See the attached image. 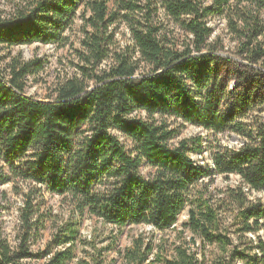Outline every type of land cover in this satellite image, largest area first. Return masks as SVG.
Here are the masks:
<instances>
[{
    "label": "trees",
    "instance_id": "1",
    "mask_svg": "<svg viewBox=\"0 0 264 264\" xmlns=\"http://www.w3.org/2000/svg\"><path fill=\"white\" fill-rule=\"evenodd\" d=\"M8 4L9 11L0 5V183L46 188L78 216L118 230L149 226L165 234L187 211L184 227L194 245L214 250L211 264H264L257 237L264 208L247 197L264 194V0ZM215 18L226 21L233 54L213 40ZM122 26L131 42L126 52L117 48ZM74 36L73 74L43 99L28 95L44 63L25 60L19 49H73ZM186 125L236 135L243 146L212 152V169L200 165L193 156L203 155L202 139H180ZM232 175L241 186L214 201V178ZM26 199L21 242L12 247L0 228V264L34 257L28 242L38 231L37 208ZM229 211L232 235L223 232ZM76 234L55 235L44 264H70ZM152 252L135 240L126 259L146 264ZM202 256L185 242L158 264H206Z\"/></svg>",
    "mask_w": 264,
    "mask_h": 264
},
{
    "label": "rangeland",
    "instance_id": "2",
    "mask_svg": "<svg viewBox=\"0 0 264 264\" xmlns=\"http://www.w3.org/2000/svg\"><path fill=\"white\" fill-rule=\"evenodd\" d=\"M0 5L2 9L10 10L8 0L0 1ZM210 26L213 31V40L221 39L225 50L233 54L236 43L227 29L226 21L215 18ZM78 39L79 36L72 38L73 49L69 46L64 50H57L55 47L42 45L24 46L19 49L25 60L38 59L44 63L45 71L31 81L28 95L43 99L53 92L59 80L73 74L76 63L74 50L79 48ZM117 43L120 52H126L127 47L130 48L129 34L124 26L119 29ZM196 138L202 139L204 153L202 156H193V160L200 165H208L211 169L213 167L212 152L224 149L238 150L244 143L236 135L227 133L215 136L191 125H186L181 131L180 139L182 140ZM121 141L127 143L124 138H121ZM143 172L147 173L148 169H144ZM237 186H241V180L237 176H216L210 185V191L214 201H219L224 198L222 192ZM38 189L40 192L34 186L21 182L5 185L0 183V228L12 247L21 242L23 235L22 210L26 207V196H31L33 205L37 208L33 219L37 222L38 231H33L28 242V247L34 256L29 261L30 264H44L43 252L47 250L50 242L56 239L54 236L59 232L63 235L69 228L77 231L72 242L73 260L70 264H130L126 259V251L133 246L135 240H141L145 246L150 245L153 248L146 264H158V259L171 256L174 246L185 244V242L192 251L197 253L199 260L203 261L202 255L205 253L206 264H211L210 257L214 255V250L201 249L199 241L194 245L192 235L184 227L188 221L187 211L180 216L176 228L165 234L149 226H128L118 230L88 215L78 216L68 200L51 195L46 188L38 187ZM245 192L248 191L245 190ZM247 197L264 208V194L247 193ZM223 221V232L232 235L234 227L230 211L225 214ZM257 237L264 242V222ZM254 240L257 241L256 238ZM69 247L68 245L67 248Z\"/></svg>",
    "mask_w": 264,
    "mask_h": 264
}]
</instances>
